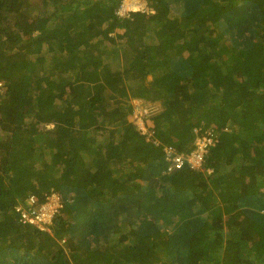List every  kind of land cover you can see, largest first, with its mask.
<instances>
[{
  "label": "trees",
  "instance_id": "1",
  "mask_svg": "<svg viewBox=\"0 0 264 264\" xmlns=\"http://www.w3.org/2000/svg\"><path fill=\"white\" fill-rule=\"evenodd\" d=\"M122 2L0 0V264H264V0ZM52 191L51 233L24 223Z\"/></svg>",
  "mask_w": 264,
  "mask_h": 264
},
{
  "label": "built area",
  "instance_id": "2",
  "mask_svg": "<svg viewBox=\"0 0 264 264\" xmlns=\"http://www.w3.org/2000/svg\"><path fill=\"white\" fill-rule=\"evenodd\" d=\"M134 1V0H130ZM130 12V7L128 5H122L119 15L127 17ZM146 132V129H143ZM195 133V145L196 148L189 154L181 153L178 154L174 147L166 146L164 147V153L166 161L171 164L169 170L174 168L180 169L186 163L193 169H198L204 162V156L208 152L209 147H213L215 144L214 133L212 130H194ZM155 145H158L155 142ZM34 202V200H32ZM30 210L21 211V218L24 223H29L36 225L39 228H42L45 225H48L52 222L53 218L62 208L61 199L58 196H52L47 199V202L40 206L39 210L33 207V204L30 206Z\"/></svg>",
  "mask_w": 264,
  "mask_h": 264
},
{
  "label": "clouds",
  "instance_id": "3",
  "mask_svg": "<svg viewBox=\"0 0 264 264\" xmlns=\"http://www.w3.org/2000/svg\"><path fill=\"white\" fill-rule=\"evenodd\" d=\"M128 1H130V0H123L121 6L125 4V5H128V6L130 7L129 15H130L131 13H139V12H141V13H147V14H154V11H153V10L150 8V6H149L148 0L144 1L143 3L140 2V0H134V1H133L132 3H130V4L128 3ZM138 5H139V6H138ZM121 6H120L119 10L117 11V14H118V15H119V12H120V10H121ZM129 15H128V16H129ZM119 16H120L121 18H125L124 16H121V15H119ZM128 16H127V17H128ZM1 85H2V84L0 83V86H1ZM148 115H152V113H151V112L149 113V112L146 111V110H144V111H138L137 109L134 108V110H133V114L130 116L129 120H130V122H131V123L137 128V130L140 132V134H141L142 136L146 137V140H147L148 142H154V144H155L156 141H153V140H152V138H153V133H152V128H153V126H150V124H149L148 121H147V116H148ZM144 128L146 129V132L143 131ZM52 196H58V197H60V199H61V203H62V208H61V209H63V208H64V201H63V198L61 197V195H60L59 193H57V192H55V191H52V193H51L50 195L47 196V198H46V202H47V199H48L49 197H52ZM32 200H34V202H33ZM46 202L39 204V201H38V199H37L36 197H34V196H30V199H29V201L27 202V205H26V206H28V207L30 208V206L33 204V207L36 208L37 210H39L40 206L44 205ZM18 209H21V211L26 210V209H24V207H23L22 205L19 206V207H17V212H18V213H21V211H18ZM61 209H60V210H61ZM60 210H59V212L56 214V216L53 218V220H52V222H51L50 224L45 225V226H43L42 228H39V227L36 226V225H32V224H30V225L36 227L37 229H39V230L42 231V232H48V233H51V228H52V226H53L54 221H55L56 218L59 216V214H60ZM27 224H29V223H27Z\"/></svg>",
  "mask_w": 264,
  "mask_h": 264
},
{
  "label": "rangeland",
  "instance_id": "4",
  "mask_svg": "<svg viewBox=\"0 0 264 264\" xmlns=\"http://www.w3.org/2000/svg\"><path fill=\"white\" fill-rule=\"evenodd\" d=\"M144 1H146V0H140V2H142V3ZM128 3L130 4V3H132V1H128ZM155 28H157V27H155ZM152 80H153V77L152 76H148L147 81H152ZM132 105L138 111H144V110H146L149 113L151 112L152 114H154V116L157 113H159L161 111V109H162V107H161V105H160L159 102H157V103H146V102L141 101V100H132Z\"/></svg>",
  "mask_w": 264,
  "mask_h": 264
}]
</instances>
